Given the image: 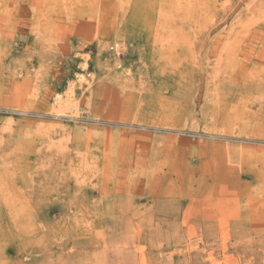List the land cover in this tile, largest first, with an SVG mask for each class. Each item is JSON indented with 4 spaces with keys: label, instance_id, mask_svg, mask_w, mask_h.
Wrapping results in <instances>:
<instances>
[{
    "label": "rangeland",
    "instance_id": "374dc122",
    "mask_svg": "<svg viewBox=\"0 0 264 264\" xmlns=\"http://www.w3.org/2000/svg\"><path fill=\"white\" fill-rule=\"evenodd\" d=\"M0 264H264V0H0Z\"/></svg>",
    "mask_w": 264,
    "mask_h": 264
},
{
    "label": "bare ground",
    "instance_id": "6f19581e",
    "mask_svg": "<svg viewBox=\"0 0 264 264\" xmlns=\"http://www.w3.org/2000/svg\"><path fill=\"white\" fill-rule=\"evenodd\" d=\"M86 67V63H84L83 65H82V68H85ZM78 78H79V80H82L83 78H84V76H83V74H79V76H78ZM72 94V93H71ZM71 96H73V95H71ZM70 96V97H71ZM59 100H61V98L58 96L57 97ZM65 100V99H64ZM63 103V102H62Z\"/></svg>",
    "mask_w": 264,
    "mask_h": 264
}]
</instances>
